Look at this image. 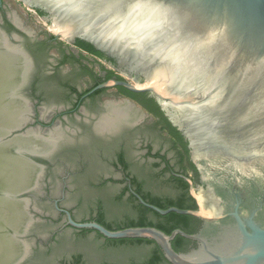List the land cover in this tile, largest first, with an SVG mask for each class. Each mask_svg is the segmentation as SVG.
Here are the masks:
<instances>
[{"label":"water","instance_id":"95a60500","mask_svg":"<svg viewBox=\"0 0 264 264\" xmlns=\"http://www.w3.org/2000/svg\"><path fill=\"white\" fill-rule=\"evenodd\" d=\"M19 1L35 13L37 9L49 14L42 19L56 38L119 52L132 71L139 65L143 83L111 81L99 88L121 86L136 94H153L188 142L201 174L198 187L187 179L195 210H163L138 197L162 216L176 213L199 219L195 234L176 230L167 235L151 227L111 231L72 219L69 224L110 240H152L171 264H264V0ZM13 40L21 37L9 36L0 26V42L18 51V72L23 71L19 84L17 76L15 85L9 83L0 91V104L11 99L27 102L22 91L31 59ZM13 72L5 63L4 80ZM6 120L10 122L3 125L8 128L0 133L4 154L14 152L36 165L26 157L33 153L19 152L11 144L25 134L21 131L26 124L13 126L4 116ZM26 193L11 196L28 204ZM9 195L0 189L1 198ZM30 225L5 231L29 250L25 234ZM178 235L196 242L197 248L176 252L172 241ZM21 261L22 257L10 264Z\"/></svg>","mask_w":264,"mask_h":264},{"label":"flooded vegetation","instance_id":"af4514ba","mask_svg":"<svg viewBox=\"0 0 264 264\" xmlns=\"http://www.w3.org/2000/svg\"><path fill=\"white\" fill-rule=\"evenodd\" d=\"M35 11L41 20L49 17ZM0 26L9 36L21 37L13 42L31 59L22 91L27 102L19 100L26 118L21 132L37 135L44 143L26 155L36 165L30 164L23 189L28 191L23 197L29 199L23 203L25 224L31 223L25 234L30 249L16 241V253L23 251L19 264H145L153 244L138 250L101 249L98 245L106 238L72 227L70 219L119 231L144 216L142 209L147 207L139 198L148 204L153 198H177L184 192L181 183L188 184L191 196L187 179L198 187L201 174L197 167L190 168V163L196 165L190 146L182 162L157 116V105L173 123L153 94H136L121 86L99 88L111 81L144 82L143 69L138 65L132 71L119 52L56 38L45 24L30 27L20 22L3 3ZM22 74H16L18 84ZM187 248L181 253L196 249L197 243L191 241Z\"/></svg>","mask_w":264,"mask_h":264},{"label":"bare ground","instance_id":"6f19581e","mask_svg":"<svg viewBox=\"0 0 264 264\" xmlns=\"http://www.w3.org/2000/svg\"><path fill=\"white\" fill-rule=\"evenodd\" d=\"M3 43L0 42V91L3 90L5 85H9V83L15 85L14 79L17 77L16 74L19 73L17 71L15 74V69H18L16 68V65L18 66V63L22 60L21 55L17 50L10 49L5 44L4 46ZM5 63H8L14 71L11 74L9 73V80H4V78H6L4 74ZM118 112L121 113L120 110ZM24 113L25 107L20 104L19 100L11 99L10 102L0 104V133L2 132V129L4 130L8 128V126L3 124L8 125L10 122L7 120L3 122L2 119L4 116L10 118L13 126H19L24 119ZM122 115L120 116L123 117ZM133 117L134 116L130 115L127 120L132 121ZM23 136H25V134ZM23 136L16 138L11 143L17 151L35 152L44 147V143L37 137V135L30 133L25 137ZM30 173V164L25 161V159L14 155L10 156L4 154L0 144V189H3V192L5 193L10 194L8 198L0 197V264H10L21 252L20 250L18 254L16 253L17 243L5 230L11 228L14 231H18L19 227L25 223V204L14 199L11 195L24 189ZM26 248L28 247L26 246ZM21 254H23V251L20 255ZM20 257H22V255Z\"/></svg>","mask_w":264,"mask_h":264},{"label":"trees","instance_id":"16d2710c","mask_svg":"<svg viewBox=\"0 0 264 264\" xmlns=\"http://www.w3.org/2000/svg\"><path fill=\"white\" fill-rule=\"evenodd\" d=\"M39 14H46L44 11L38 10ZM9 25V24H8ZM11 28V26H9ZM90 49L95 50L92 46L88 45ZM156 106V105H155ZM151 108V107H150ZM157 108V116L162 118L161 123L164 124V129H167L169 134L172 136V140L174 142V148L177 149L180 153V160L185 162L188 159L189 149L188 142L182 136V134L174 127L171 122L165 117H163L164 113L160 111L158 105ZM190 168L194 171L195 166L190 163ZM180 187L184 190L182 196H178L177 198H167L165 200H157V198H153L149 200L150 204L156 205L157 207L167 210L171 207H176L184 210H195L197 209L196 201L188 194L187 183H181ZM144 216L137 222H130L126 225V228H141V227H151L156 228L167 235H171L176 230H181L187 234H195L200 226L201 221L195 217L188 215H180L176 213H170L166 216H162L157 212L144 208ZM111 230L110 228H108ZM121 229V228H120ZM100 236V235H99ZM100 238H103L100 236ZM154 245V250L151 256V259L148 260L145 264H166V259L162 253L160 247L152 240L149 239H120V240H110L105 239V243L99 244V248L101 249H112V250H121V249H139L144 247V245ZM191 244V241L185 239L184 237L178 235L172 241L173 249L178 252L187 251L188 245Z\"/></svg>","mask_w":264,"mask_h":264},{"label":"rangeland","instance_id":"374dc122","mask_svg":"<svg viewBox=\"0 0 264 264\" xmlns=\"http://www.w3.org/2000/svg\"><path fill=\"white\" fill-rule=\"evenodd\" d=\"M1 3L8 7L10 13L13 14L20 22L27 24L30 27L37 23L45 24L47 25L45 29H49L53 32V29L45 21L41 20L34 11L27 8L19 0H0V4Z\"/></svg>","mask_w":264,"mask_h":264}]
</instances>
